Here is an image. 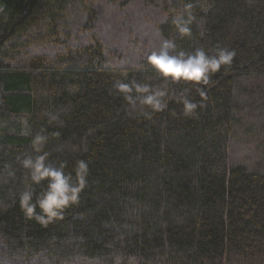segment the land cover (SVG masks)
<instances>
[{
    "label": "trees",
    "instance_id": "trees-1",
    "mask_svg": "<svg viewBox=\"0 0 264 264\" xmlns=\"http://www.w3.org/2000/svg\"><path fill=\"white\" fill-rule=\"evenodd\" d=\"M0 264H264V0H0Z\"/></svg>",
    "mask_w": 264,
    "mask_h": 264
}]
</instances>
